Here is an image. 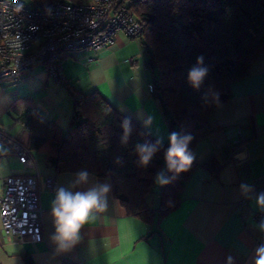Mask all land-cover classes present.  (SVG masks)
<instances>
[{
    "label": "crops",
    "instance_id": "crops-1",
    "mask_svg": "<svg viewBox=\"0 0 264 264\" xmlns=\"http://www.w3.org/2000/svg\"><path fill=\"white\" fill-rule=\"evenodd\" d=\"M131 58L137 66L130 64ZM147 61L141 40L119 33L112 44L96 52L66 54L62 84L52 82L40 66L13 82L0 83V180L34 176L42 210L38 243L6 236L0 223V264H25L24 257L33 264H255V251L264 244V230L253 219L264 209L257 202L264 195V54L250 64L245 77L229 85L221 101L223 95L210 96L212 112L206 120L221 130L192 150L197 168L184 182L175 209L147 225L127 215L108 177L88 173L87 183L73 190L106 184L108 209L89 217L70 251L58 252L51 242L55 189L70 188L76 173L57 172L38 152H30L34 167L19 162L8 141L27 147L29 134L10 115L11 104L18 98L31 99L43 120L66 132L71 126L69 89L84 95L97 92L119 114L168 144L170 128L148 90L154 71ZM149 117L152 123L145 125ZM49 179L55 183L53 189L47 185ZM115 185L123 190L121 183ZM156 202L160 196L151 201L154 209Z\"/></svg>",
    "mask_w": 264,
    "mask_h": 264
},
{
    "label": "trees",
    "instance_id": "trees-1",
    "mask_svg": "<svg viewBox=\"0 0 264 264\" xmlns=\"http://www.w3.org/2000/svg\"><path fill=\"white\" fill-rule=\"evenodd\" d=\"M127 8L142 28L147 67L157 73L151 94L171 133L191 136L192 152L198 142L221 130L206 120L212 112L210 96L225 95L229 85L245 77L250 64L264 54V0H132ZM197 58L208 72L195 90L186 81V71ZM69 95L71 126L66 132L43 120L31 99L18 98L11 104L10 115L29 134V152L43 153L57 172L85 170L108 177L127 215L147 225L175 209L197 163L193 161L185 172H170L164 161L168 144L160 142L150 163L141 166L136 145L156 143V138L130 119L132 130L124 141L126 117L99 93L84 95L69 89ZM161 170L168 183L162 185L154 209L150 197ZM115 183H121L123 190ZM24 261L33 264L29 257Z\"/></svg>",
    "mask_w": 264,
    "mask_h": 264
},
{
    "label": "built area",
    "instance_id": "built-area-1",
    "mask_svg": "<svg viewBox=\"0 0 264 264\" xmlns=\"http://www.w3.org/2000/svg\"><path fill=\"white\" fill-rule=\"evenodd\" d=\"M132 0H0V83L13 82L40 66L56 84L66 78L62 58L71 52H96L119 33L138 40L142 28L127 8ZM137 66L133 58L128 60ZM152 84L148 90L152 91ZM8 146L26 168L35 165L27 147L15 140ZM49 188L55 183L49 179ZM264 224V209L253 216ZM0 223L17 241H42V210L37 179L31 175L0 180Z\"/></svg>",
    "mask_w": 264,
    "mask_h": 264
},
{
    "label": "clouds",
    "instance_id": "clouds-1",
    "mask_svg": "<svg viewBox=\"0 0 264 264\" xmlns=\"http://www.w3.org/2000/svg\"><path fill=\"white\" fill-rule=\"evenodd\" d=\"M202 58H197L196 64L186 71V81L195 90H198L207 76L208 69L201 67ZM145 125L152 123L149 117ZM130 118H125L122 124L124 141L131 133ZM191 136H181L172 132L168 137V147L164 151V161L170 172L181 173L192 165L193 158L189 149ZM160 141L156 143L145 142L136 145V153L141 166H147L156 153L160 150ZM88 172L81 170L76 173V178L70 188L60 186L55 189V195L51 201L50 216L53 223L51 242L58 252L70 251L81 239L82 228L86 225L90 216L105 212L108 209L107 194L109 187L106 184H97L86 190H73L79 185L86 184ZM156 181L158 184H167L164 173L160 172ZM258 204L264 206V195L258 198ZM264 230V224L261 225ZM255 264H264V244L255 251Z\"/></svg>",
    "mask_w": 264,
    "mask_h": 264
},
{
    "label": "rangeland",
    "instance_id": "rangeland-1",
    "mask_svg": "<svg viewBox=\"0 0 264 264\" xmlns=\"http://www.w3.org/2000/svg\"><path fill=\"white\" fill-rule=\"evenodd\" d=\"M26 2H30L31 0H25ZM156 70L154 71V76H156ZM160 172H163V170L162 171H160ZM160 172H158L157 173V175L160 173ZM164 173V172H163ZM157 175H156V177H157ZM161 188H162V185L161 184H158L157 183V181H156V179H155V186H154V188L152 189V194H151V197H150V199H154V198H158L159 196H160V191H161ZM158 202H156V206L155 207H157L158 206Z\"/></svg>",
    "mask_w": 264,
    "mask_h": 264
}]
</instances>
